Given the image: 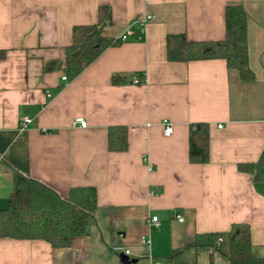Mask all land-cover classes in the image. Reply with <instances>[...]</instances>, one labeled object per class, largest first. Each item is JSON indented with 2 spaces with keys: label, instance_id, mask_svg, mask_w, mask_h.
<instances>
[{
  "label": "crops",
  "instance_id": "obj_1",
  "mask_svg": "<svg viewBox=\"0 0 264 264\" xmlns=\"http://www.w3.org/2000/svg\"><path fill=\"white\" fill-rule=\"evenodd\" d=\"M234 3L247 14L252 80L220 58H167V35L224 38L225 7ZM102 5L111 11L103 35L118 38L128 27L134 34L62 81L63 65H45L64 63L73 27L97 23ZM145 14L155 18L138 39ZM0 50V208L29 179L61 197L79 186L97 194L87 234L63 248L0 237V264H229L191 243L234 223L249 224L254 264H264V0H0ZM22 116L32 119L25 129ZM198 121L209 125L205 163L189 159V125ZM112 125L127 128L123 151L107 149ZM152 215L158 227L147 225Z\"/></svg>",
  "mask_w": 264,
  "mask_h": 264
},
{
  "label": "trees",
  "instance_id": "obj_2",
  "mask_svg": "<svg viewBox=\"0 0 264 264\" xmlns=\"http://www.w3.org/2000/svg\"><path fill=\"white\" fill-rule=\"evenodd\" d=\"M225 36L219 40H190L184 33L166 37V55L172 61L220 58L228 68L236 69L243 80H252L254 73L248 64L246 39L247 14L242 4L225 7ZM111 22L109 6L98 8V21L92 25L73 27V41L66 48L63 62H50L46 69L60 68L68 80L77 76L100 53L118 45V38L103 35L104 26ZM5 52L0 50V58ZM127 148V128L112 125L107 129V149L123 151ZM189 159L205 163L209 160V125L192 122L189 125ZM240 168L245 165L240 164ZM97 203L93 186L72 187L68 196L61 197L50 186L29 179L25 188H14L10 205L0 208V237L14 239H43L54 248L68 247L76 236L88 233ZM194 247H210L220 252L229 264H254L251 232L248 223H234L225 231L197 233ZM186 246L172 250L169 258L181 253Z\"/></svg>",
  "mask_w": 264,
  "mask_h": 264
},
{
  "label": "built area",
  "instance_id": "obj_3",
  "mask_svg": "<svg viewBox=\"0 0 264 264\" xmlns=\"http://www.w3.org/2000/svg\"><path fill=\"white\" fill-rule=\"evenodd\" d=\"M155 16L153 14H145L143 17L139 18L137 23L139 25V34H138V39H142V37H144L145 35V28L146 26L152 22L154 20ZM134 34V31L131 27H128L126 29V31L124 33H122L118 39L122 42V41H125L127 37L131 36ZM61 79L62 81L64 82H67L68 79L67 77L62 74L61 76ZM145 79L143 77V79H139V78H134L133 79V82L134 83H144ZM47 96H51L50 93H47ZM32 122V119L28 116H22L19 120V127L20 129H25L27 128ZM75 123L78 124L80 127H86V121L83 117H77L75 119ZM221 125H219L220 127ZM173 132V125L171 122L169 121H162V133L164 136H170V134ZM151 169V167L149 168ZM150 194H154V190H150ZM176 219L180 222H182L184 219H183V216L179 213H177L175 215ZM147 225L149 227H158L159 225V219L157 217V215H152L150 217H148L147 219ZM141 242L144 243V244H149L150 243V240L148 238L147 235H142L141 236ZM117 250L120 252V253H124L126 255H129L130 254V251L128 249H124L122 247H118Z\"/></svg>",
  "mask_w": 264,
  "mask_h": 264
},
{
  "label": "water",
  "instance_id": "obj_4",
  "mask_svg": "<svg viewBox=\"0 0 264 264\" xmlns=\"http://www.w3.org/2000/svg\"><path fill=\"white\" fill-rule=\"evenodd\" d=\"M120 259H121L123 262H125V263L130 262V260L128 259V256L125 255V254H121V255H120Z\"/></svg>",
  "mask_w": 264,
  "mask_h": 264
}]
</instances>
